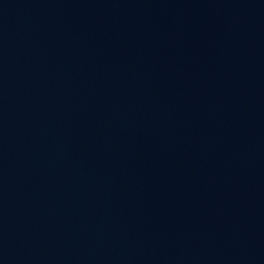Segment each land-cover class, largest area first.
<instances>
[{"label": "water", "instance_id": "water-1", "mask_svg": "<svg viewBox=\"0 0 264 264\" xmlns=\"http://www.w3.org/2000/svg\"><path fill=\"white\" fill-rule=\"evenodd\" d=\"M0 264H264V0H0Z\"/></svg>", "mask_w": 264, "mask_h": 264}]
</instances>
